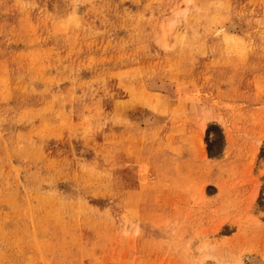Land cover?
<instances>
[{
	"label": "rangeland",
	"instance_id": "374dc122",
	"mask_svg": "<svg viewBox=\"0 0 264 264\" xmlns=\"http://www.w3.org/2000/svg\"><path fill=\"white\" fill-rule=\"evenodd\" d=\"M202 258L264 264V0H0V264Z\"/></svg>",
	"mask_w": 264,
	"mask_h": 264
},
{
	"label": "bare ground",
	"instance_id": "6f19581e",
	"mask_svg": "<svg viewBox=\"0 0 264 264\" xmlns=\"http://www.w3.org/2000/svg\"><path fill=\"white\" fill-rule=\"evenodd\" d=\"M205 241V245L204 247H207L208 246V242L206 240ZM200 264H203L204 263V259L202 258L200 261H199Z\"/></svg>",
	"mask_w": 264,
	"mask_h": 264
}]
</instances>
